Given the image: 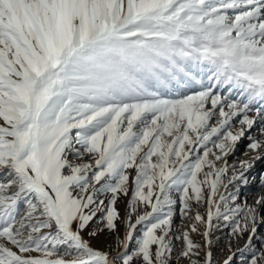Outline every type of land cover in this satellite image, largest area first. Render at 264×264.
<instances>
[{
  "label": "snow or ice",
  "instance_id": "snow-or-ice-1",
  "mask_svg": "<svg viewBox=\"0 0 264 264\" xmlns=\"http://www.w3.org/2000/svg\"><path fill=\"white\" fill-rule=\"evenodd\" d=\"M245 139L259 154L229 164ZM262 159L264 0H0V264H171L174 239L217 264L214 221L262 219L264 195L239 202ZM173 192L207 206L203 245L173 235ZM104 229L112 252L84 238Z\"/></svg>",
  "mask_w": 264,
  "mask_h": 264
},
{
  "label": "rangeland",
  "instance_id": "rangeland-1",
  "mask_svg": "<svg viewBox=\"0 0 264 264\" xmlns=\"http://www.w3.org/2000/svg\"><path fill=\"white\" fill-rule=\"evenodd\" d=\"M196 90H199L197 87ZM221 96H228L230 98H235L231 93L227 91V87L218 89ZM191 91V90H189ZM227 110V109H226ZM250 116H254L255 113H250ZM239 118H234V120H238ZM215 122V118L213 120V123ZM236 128L241 127L238 123L235 125ZM235 130V129H234ZM259 134V128L257 131ZM247 140H242L237 145V150L235 155H229L226 157L229 164L233 163L237 159H248L250 156H252L255 153H252L251 150H246L245 146L247 144ZM247 151V155L245 152ZM194 158V157H193ZM155 159V158H154ZM258 165L262 170L257 171L255 168L254 172L249 173V181L250 183L248 185H241V193H240V201L241 203L244 202L245 199H247L248 203L254 204L255 200L257 199L258 195H264V187L261 186L260 178L261 176H264V159H262L260 162H258ZM2 179V177H0ZM234 190L230 187L229 189ZM221 191H223V188H221ZM130 195L127 197L121 196L117 201V207L121 212V215L123 216L125 213V208L130 200ZM178 193L173 192L172 197L174 199H177V205L175 206L174 215H173V235L174 236H182L183 231H188L190 238L196 242L200 243L201 245L204 244V237L202 236V232L204 231V225L197 224V228L199 231L192 232L191 227L194 223V215L195 212L198 210L201 215L206 216V209L207 206L205 204L197 205L193 201V211L188 214L186 217L181 216L180 208L181 205L179 204L178 200ZM218 199V197H217ZM107 202V201H106ZM24 205L21 206V212L24 211ZM141 213L144 211H150V208H147L146 206L140 207ZM261 217L262 219L257 221L256 223V232L255 234H252L250 231L245 232L242 236L236 239H231L229 237V228L223 227V221L216 222L219 223L220 227L216 230H214L211 234V239L213 241V244L211 246V251L213 252L214 258L217 261V264H222L223 260L227 259L229 256H232V260L230 261V264H247L248 258L252 255V250L255 249L257 252L264 251V210H261ZM135 220V215H133V222ZM143 226H140V229H142ZM101 228H103V225H101ZM140 229L137 230V232L134 234V237H139L141 234ZM118 231L119 235L122 237L125 232V226L123 223H120L118 225ZM84 238L89 240L91 245L94 248L112 252L116 247V235L112 232L108 231L107 229H104L103 231H100L95 237H90L87 234V231L83 234ZM249 236L252 237V239L249 241ZM231 239V251H229V241ZM173 243L175 245V252L173 254V259L171 261V264H188L187 258L179 257L177 259V254L181 251L183 248V240H173ZM136 247L135 238L131 242L130 250L134 249ZM203 256V253L201 254Z\"/></svg>",
  "mask_w": 264,
  "mask_h": 264
},
{
  "label": "bare ground",
  "instance_id": "bare-ground-1",
  "mask_svg": "<svg viewBox=\"0 0 264 264\" xmlns=\"http://www.w3.org/2000/svg\"><path fill=\"white\" fill-rule=\"evenodd\" d=\"M258 124H259V122H257V125H254V129L251 130V134H252V135H255V136H257V137L260 136V134H259L258 132H256L257 129L259 128ZM246 142H248V141H246ZM257 154H259V153H255V154H253V155H257ZM253 155H252V156H253ZM260 161H261V160H260ZM260 161H258V162H260ZM258 162H256V164L254 165L253 169H251L249 173L254 172L255 168L257 169V171L262 170V168L259 167ZM255 171H256V170H255Z\"/></svg>",
  "mask_w": 264,
  "mask_h": 264
}]
</instances>
